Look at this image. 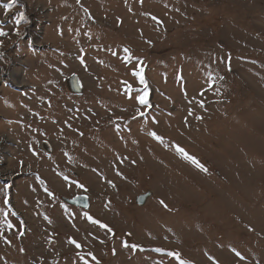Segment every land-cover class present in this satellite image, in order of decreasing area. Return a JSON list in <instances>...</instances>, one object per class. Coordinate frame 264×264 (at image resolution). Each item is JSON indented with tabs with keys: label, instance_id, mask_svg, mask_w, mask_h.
<instances>
[{
	"label": "rangeland",
	"instance_id": "obj_1",
	"mask_svg": "<svg viewBox=\"0 0 264 264\" xmlns=\"http://www.w3.org/2000/svg\"><path fill=\"white\" fill-rule=\"evenodd\" d=\"M9 2L0 264H264V0Z\"/></svg>",
	"mask_w": 264,
	"mask_h": 264
},
{
	"label": "snow or ice",
	"instance_id": "obj_2",
	"mask_svg": "<svg viewBox=\"0 0 264 264\" xmlns=\"http://www.w3.org/2000/svg\"><path fill=\"white\" fill-rule=\"evenodd\" d=\"M15 4V0H10L9 3L7 4H4L3 7L5 9H11L13 7V5ZM20 19H23V14H21L20 16ZM153 20H156L157 18L156 17H152ZM20 20H17V23H19ZM6 35V33L4 32H0V36H4ZM125 52H127L128 50L125 49L124 50ZM83 62V61H82ZM134 76L136 77H139L140 78V83L141 84H145V91H144V94L143 95H138L136 97H134L136 100L139 101V104L140 105H147L148 104V99H147V96H148V93H147V85L145 83V80H144V77L141 75V73L139 71H134ZM209 85L211 86V77H209ZM131 88V86H129V89ZM197 103H199V106L200 107H203V101H198ZM192 113L189 112V115H191ZM141 115H143V113H141ZM67 123V122H65ZM68 127L70 128L71 125H68ZM151 135L156 139V140H162V137L157 135L155 132H152ZM177 150L181 153H184V149L183 148H180L179 146H177ZM186 155V154H185ZM198 163V162H197ZM203 167V166H201ZM78 183V182H77ZM109 183H111V181H109ZM79 187H83V185H78ZM50 196L53 195L51 192L48 193ZM3 204L4 205H7L9 203V200L8 199H4L3 201ZM162 203V202H161ZM3 216H4V221H3V224L6 226L7 229L11 230V229H14L15 228V225L13 224V222L9 219V216L12 215L14 216L15 213L14 212H3L2 213ZM89 219H91L89 217ZM93 223H100L99 221H93ZM102 227H107L106 225H101ZM109 231H111V229L109 228L108 229ZM2 234V233H0ZM10 243V241H8ZM72 244L75 245V247L77 249L81 248V245L79 243H77L75 240H71L70 241ZM129 245L127 243L124 244V247H128ZM133 248L137 247L136 245H132ZM89 256H92V259L95 260V256L92 255L91 252L88 253ZM169 255H172V256H176L177 254L176 253H169ZM237 256H240V253L237 252L236 253ZM81 259H84L83 257H81ZM241 259H243V257H241ZM85 264H87V261H85ZM186 264V262H185Z\"/></svg>",
	"mask_w": 264,
	"mask_h": 264
},
{
	"label": "water",
	"instance_id": "obj_3",
	"mask_svg": "<svg viewBox=\"0 0 264 264\" xmlns=\"http://www.w3.org/2000/svg\"><path fill=\"white\" fill-rule=\"evenodd\" d=\"M146 198H147L146 195H142V196H140V197L138 198V202H139L140 204H143V203L146 201ZM73 203H74V204H77V205L79 204V205H82V206H84V207H87L89 201H88V198H87L86 196L81 195V196L77 197V198L73 201Z\"/></svg>",
	"mask_w": 264,
	"mask_h": 264
},
{
	"label": "bare ground",
	"instance_id": "obj_4",
	"mask_svg": "<svg viewBox=\"0 0 264 264\" xmlns=\"http://www.w3.org/2000/svg\"><path fill=\"white\" fill-rule=\"evenodd\" d=\"M70 84L72 85L73 89L75 88V90H78L79 88V83L78 80L76 78H72L70 80ZM50 150V149H49Z\"/></svg>",
	"mask_w": 264,
	"mask_h": 264
},
{
	"label": "trees",
	"instance_id": "obj_5",
	"mask_svg": "<svg viewBox=\"0 0 264 264\" xmlns=\"http://www.w3.org/2000/svg\"><path fill=\"white\" fill-rule=\"evenodd\" d=\"M181 263H182V264H185V262H184V261H182ZM186 264H189V263H186Z\"/></svg>",
	"mask_w": 264,
	"mask_h": 264
}]
</instances>
